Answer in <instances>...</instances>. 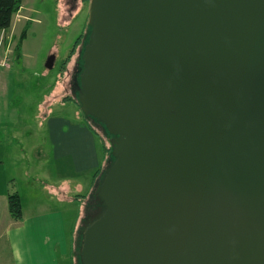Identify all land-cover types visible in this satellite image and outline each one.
I'll return each instance as SVG.
<instances>
[{
  "label": "water",
  "instance_id": "1",
  "mask_svg": "<svg viewBox=\"0 0 264 264\" xmlns=\"http://www.w3.org/2000/svg\"><path fill=\"white\" fill-rule=\"evenodd\" d=\"M87 17L76 101L112 160L80 264H264V0H88Z\"/></svg>",
  "mask_w": 264,
  "mask_h": 264
},
{
  "label": "crops",
  "instance_id": "2",
  "mask_svg": "<svg viewBox=\"0 0 264 264\" xmlns=\"http://www.w3.org/2000/svg\"><path fill=\"white\" fill-rule=\"evenodd\" d=\"M61 3L62 0L60 6ZM80 11L81 7L71 10L62 21L68 23ZM20 56L19 47L14 51L10 67L0 69V122L1 116L9 117L8 119L12 121H17L18 118V109L9 108L6 100L4 104L2 100L6 98L11 80L18 72L14 66ZM58 84L57 82L52 92L46 96L45 103L50 106L76 104L74 101L65 100L66 95H60ZM41 119L43 121L41 125H44L50 137L53 168L56 171L50 180L45 175L36 176L42 178L38 180L41 188L38 185L34 186L35 182L32 181L35 180L30 179L31 176L28 175V143L25 144L26 140L24 142L18 140L23 131H28V125L17 127V124H9L2 139L3 128L0 123V264H74L75 253L68 254L69 249L71 251L73 247L76 249L80 211L79 217L74 219V228L68 236L67 228L71 227L72 219L67 216L68 209L66 210L65 204H74L83 196L80 200L83 201L81 204L83 206L84 199L92 193L107 163L106 148L108 147L105 140L94 127L96 132H93L89 120H82L79 112L76 111V116H71L65 114L62 109L54 114L47 110ZM7 139L16 142L11 145L8 144ZM19 169L24 172V177L17 175ZM65 169L71 171L67 176L62 175ZM90 172H93L92 182L86 194L81 195L84 187L82 183L75 180L72 182L67 177L78 178ZM18 182L23 190L18 186ZM29 190L32 191L30 196H28ZM10 193H16L19 197L20 220H14L8 211L7 198ZM68 237L74 239L70 242V246Z\"/></svg>",
  "mask_w": 264,
  "mask_h": 264
},
{
  "label": "rangeland",
  "instance_id": "3",
  "mask_svg": "<svg viewBox=\"0 0 264 264\" xmlns=\"http://www.w3.org/2000/svg\"><path fill=\"white\" fill-rule=\"evenodd\" d=\"M68 1L62 0V5L60 6V0H21V11L19 8L13 15L11 27L4 33V40L7 41L9 39L12 42L14 41L13 47L15 48L21 31L26 27V35L20 43L21 56L18 61H15L14 66L18 72L11 80L10 90L6 98L2 100L3 104L6 100L9 108L18 109V118L17 121H12L8 119L9 117L1 116L0 123L3 128L1 138L4 139V135L6 134L5 129L9 124H17V127L23 124L28 125V131H23L18 140L23 142L26 140L25 144L28 143V175L31 176L30 179L35 180L32 181L35 182L33 185L36 187L38 185L39 188L41 186L38 180L42 178H36V176L45 175L50 180L52 175L56 174L55 168H53L50 137L44 125H41L43 123L41 119L42 115L47 110H50L54 114L57 110L62 109L65 114L71 116H76L77 111L80 113L82 120L85 119V116L76 104L72 105V103H67L64 106L53 104L50 106V104L47 105L45 103L46 96L52 92L57 82L59 83L57 88L60 89V95H66V97L74 99H76L77 95L76 92L73 93L71 91V84L74 82L73 76L75 77L74 68H82L81 56L90 33V26L87 21L88 4L85 2L82 5L81 11L74 15L68 23H64L62 18L68 15L71 10H74L68 4ZM13 47H11V50H13ZM0 54H6L8 57L12 55L8 54L6 48L3 46ZM50 54H53L55 59L52 68L47 69L44 64ZM68 56L69 58L64 61ZM8 68L6 66L0 67V69ZM23 112L24 115L22 116ZM89 121L96 128L98 134L104 136L98 126L91 120ZM104 140L106 146L110 149L109 142L106 139ZM7 142L12 145L16 141L7 139ZM108 165L106 164V166ZM105 169L102 174L106 171ZM70 172V169H65L62 175L67 176ZM92 174L93 172H90L84 176L80 175L78 178L75 176L73 179L67 178L72 182L74 180L81 182L84 186L81 195H84L87 192L89 184L92 182ZM17 175L24 177V172L19 169L17 170ZM18 186L23 190L20 182H18ZM95 188H97L96 185ZM93 193L92 191L91 195L87 199H84L83 206H81L83 201H80L83 196L79 197L81 198L80 200L76 198L75 200L77 201L74 204H65L66 210L68 209L67 216L69 215L72 219L71 227L67 228L68 236L74 228V219L79 217V211L80 220H78L76 234L78 240L81 238V231L85 222L84 218H92L95 215L97 211V199L95 194L93 195L94 198L91 197ZM30 195H32L31 190L28 192V196ZM91 198L93 200L88 205ZM93 205H95V208L92 207ZM88 208L90 212L88 210L89 214L87 216ZM73 240L68 237L69 246ZM75 251H78V248L75 249L73 247L72 251L69 249L68 255H74ZM74 264H80L77 253Z\"/></svg>",
  "mask_w": 264,
  "mask_h": 264
},
{
  "label": "trees",
  "instance_id": "4",
  "mask_svg": "<svg viewBox=\"0 0 264 264\" xmlns=\"http://www.w3.org/2000/svg\"><path fill=\"white\" fill-rule=\"evenodd\" d=\"M20 7H21V0H0V31L1 30H8L11 27L13 15L19 10ZM25 29H26V27L23 28V30L21 31V33H20V35L18 37V41H17V44H16V50L19 49L20 43L23 40V38L25 37V35H26V30ZM71 52H72V49H71ZM68 58H69V56L67 57V59ZM65 100L74 101L76 103V105L80 109V105L76 101V99L71 98V97H65ZM85 119L92 121V119L89 118V117H87V116H85ZM89 126L93 130V132L95 133L96 131L94 130L93 125L90 123ZM106 152H107V154L109 156L110 149L109 148H106ZM108 166H105L106 169L108 168ZM98 174H100V173H98ZM98 183H99V179L96 181V186L98 185ZM95 189L96 188L94 187L93 188V192L94 193L92 194L91 197H93V195L95 194V192H96ZM7 199H8V211L10 213V216L14 220H20L21 219V206H20V200H19L18 195L16 193H10L8 195V198ZM92 200L93 199L91 198L90 201L88 202V205L90 204V202H92ZM88 205H87V207H88ZM92 207L95 208V205H93ZM88 210H89V208L87 209V212H88ZM89 212H90V210H89ZM89 212L86 213V215L89 214ZM85 219L86 218H84V221H85ZM78 242H79V240L77 239L76 249L78 248Z\"/></svg>",
  "mask_w": 264,
  "mask_h": 264
},
{
  "label": "flooded vegetation",
  "instance_id": "5",
  "mask_svg": "<svg viewBox=\"0 0 264 264\" xmlns=\"http://www.w3.org/2000/svg\"><path fill=\"white\" fill-rule=\"evenodd\" d=\"M72 1V2H71ZM74 1V2H73ZM87 3L88 4V0H69L68 1V4H70V6L71 7H73V9L75 10L76 8H82V5L84 4V3ZM81 71V69L80 68H77L76 69V67L74 68V75H75V77L73 76V78H74V82L71 84L72 86V88H71V91L73 92V93H77V90H78V85H77V82H76V79L78 78V75H79V72ZM92 122L93 123H95L96 124V126H98V128L101 130V132L104 134V136H102L104 139H106L107 141H108V139L110 138V137H112V136H110L105 130H104V128L102 127V125L101 124H99L98 122H96V121H94L93 119H92ZM110 152H111V150H110ZM111 160H112V157H111V155L109 154V156H108V158H107V165H108V162H109V164L111 163ZM88 219H90V217L88 218V217H86V219L85 220H88ZM79 247H80V238H79V242H78V250H79ZM78 251H75V255H76V253H77Z\"/></svg>",
  "mask_w": 264,
  "mask_h": 264
},
{
  "label": "built area",
  "instance_id": "6",
  "mask_svg": "<svg viewBox=\"0 0 264 264\" xmlns=\"http://www.w3.org/2000/svg\"><path fill=\"white\" fill-rule=\"evenodd\" d=\"M5 31L6 30H1L0 31V52H1V48L3 46V47L6 48L7 53L10 54V55L12 54V55H11V57H8L6 54H3V55L0 54V67H5L6 66V68H8V67H10V61H11L13 55H14V51L16 49V46H15V48L13 47L14 46L13 45L14 41L12 42V41H10L8 39L7 40L8 42H7V41L4 40ZM11 47H13V50H11Z\"/></svg>",
  "mask_w": 264,
  "mask_h": 264
}]
</instances>
